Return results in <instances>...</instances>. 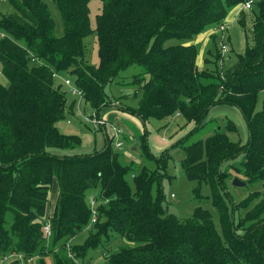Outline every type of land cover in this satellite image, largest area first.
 <instances>
[{"label": "trees", "instance_id": "trees-1", "mask_svg": "<svg viewBox=\"0 0 264 264\" xmlns=\"http://www.w3.org/2000/svg\"><path fill=\"white\" fill-rule=\"evenodd\" d=\"M52 1L63 24L59 38L42 0L1 1L13 12L0 16V72L6 80L0 82V260L14 254L9 264L32 259L48 264L46 257L52 254L53 264H74L73 254L85 260L103 241L119 235L131 245L105 256L100 264H264V193L251 208L253 194L235 203L222 170L240 156L242 169H234L247 179L245 184L264 179V101L255 109L258 95L264 93V0H258L255 10L239 7L252 16L249 31L246 16L240 12L236 18L250 40L222 75L220 54L206 59V67L198 70L194 44L165 43L193 41L225 25L232 6L251 0H100L94 29L88 9L92 0ZM93 33L96 67L84 62V40ZM133 66L140 70L129 83L135 95L121 98H133L137 104H116L104 89ZM62 72L69 74L82 93L80 100L97 116L116 107L141 124L140 159L151 162L150 167L123 162L108 134L103 148L80 152V138L58 130L56 124L74 114L79 100L67 103L66 90L54 79ZM222 105L241 113L246 142L232 143L220 129L214 130L185 147L181 163L187 180L197 183L195 194L201 184L209 185L218 231L211 213L201 207L185 220L167 212V163L170 151L185 137L156 155L146 124L167 123L178 115L184 126L193 122L197 132L210 111ZM226 127L236 131L232 122ZM54 182L58 193L46 216ZM90 191L96 203L88 199ZM237 209H246L242 218ZM83 231L88 232L83 244L72 246L70 241Z\"/></svg>", "mask_w": 264, "mask_h": 264}, {"label": "rangeland", "instance_id": "rangeland-1", "mask_svg": "<svg viewBox=\"0 0 264 264\" xmlns=\"http://www.w3.org/2000/svg\"><path fill=\"white\" fill-rule=\"evenodd\" d=\"M49 11L51 18L54 21V29L53 34L55 37L59 38L63 36V24L59 14L58 9L56 8L55 3L52 0H42ZM253 4H251L252 8L256 9V3L258 0H251ZM240 6L235 5L232 6L226 15L225 18V26L224 31H222L219 27H212L209 30L202 32L201 34L194 37L193 41H186L182 42L180 40H169L165 43L166 46L171 45H180V44H194L198 50V56L196 59V66L198 70H203L206 65V59H214L217 54L221 55V59L219 60V70L220 74L222 75L224 70L230 66L231 62H234L238 54H243L245 49V41L248 39L250 40V21L252 16L249 12L240 11ZM102 2L100 0H92L89 3V19L91 28H95V17L97 14L101 12ZM11 8L5 2L0 1V16L4 14L11 13ZM242 13L246 16V29L248 31L243 30L240 26L236 23V18L239 16V13ZM223 33V34H222ZM1 34V33H0ZM203 36V37H202ZM216 36V37H215ZM202 37L201 42H197L196 40ZM213 37V38H212ZM215 39V40H213ZM195 41V43H193ZM19 44L22 45L23 41H19ZM84 45L86 48V54L84 58V62L89 66L96 67L99 64L98 58V45H97V38L96 34L93 33L85 38ZM226 45V50L223 52L221 46ZM218 51H221L220 53ZM216 54V55H215ZM212 67V66H209ZM1 70V65H0ZM140 70L137 67H130L127 68L119 74V76L105 87L104 91L107 96L116 104L120 105H127L130 107H135L137 102L133 98L124 100L121 97H134V90L130 87L129 83L133 76L139 73ZM69 74L62 72L60 74L57 73V77L54 78L56 84L62 83V89L65 90L66 85H64V79H69ZM71 80V79H69ZM0 82L5 83L6 80L3 78L0 72ZM133 90V91H132ZM67 99H71L72 96L69 93V89L67 88ZM75 99H79L80 97L74 96ZM264 101V93H261L257 97L256 102V110H260ZM68 103V101H67ZM80 111L83 113L81 114H90L92 109L81 101L79 103ZM110 114V115H109ZM109 115V117H108ZM118 117L119 125L117 127L118 130L121 131V142H122V149H117L113 143V151H117L120 153L121 160L126 163H133L134 165L138 166L139 168L147 165L148 167L151 166V162H147L144 160L145 158L142 157L140 159V155L142 154L141 142L139 140V136L143 133V128L141 124L131 115L127 114L126 112H120L116 107H111L107 110V112L103 113L104 118L106 117L109 119L113 116ZM102 116V117H103ZM69 119L71 121L70 125H67L65 121ZM66 120H62L59 123V131L66 135H75L74 132L77 129L81 132L80 136L77 137H88L90 143H85V145H81L79 148L80 152H90L94 149L99 150L103 148L105 144V136L102 131H94L92 128L90 129L89 126L83 127L79 123V121L73 116L71 118L67 117ZM208 120H206L205 125L202 129L195 132L193 122L184 126V120L182 117H178L175 115L170 121L167 123L164 121H151L147 123V128L149 131L148 142L153 154L159 155L163 150H165L169 145L179 140L182 137H185L183 142L173 148L170 151V160L167 163V174L168 178L163 182V193H164V201L163 205L167 208V212L174 215L179 220H185L189 218L196 207H201L209 211L212 215L213 222L215 227L218 231L219 228V220L218 215L215 212L212 200H211V193L210 187L208 184H201L200 188L198 189L197 193L195 194L194 190L197 186V183L194 181H189L185 177L184 171L182 169V161L185 159V150L184 148L191 145L192 143L198 140H205L207 137L214 134V130H219L225 133L228 136V139L232 143L244 144L246 142L248 133L245 126L244 119L239 112V110L235 107L222 105L214 107L209 115ZM117 120V121H118ZM111 121V120H109ZM114 122V123H117ZM232 122L235 127V132H229L227 130V123ZM166 123V124H164ZM85 126V125H84ZM193 129V130H192ZM108 136L111 133L110 129L106 130ZM85 135V136H84ZM81 141V139H80ZM242 157H237L233 160L230 164L225 165L222 167V170L226 172V180L224 181V185L226 186L227 191L229 192L232 200L235 203H239L240 201L247 198L249 195H254L255 200L252 202L250 208L255 204L258 203L262 195L264 193V179L262 181L251 182L245 184L243 187H236L232 185V181L234 178H237L239 181L246 183L247 179L239 174L235 169L241 170L242 169ZM235 168V169H234ZM55 183V182H54ZM50 193H49V201L46 205V216H49L51 213V207L54 203L52 198L54 197L55 193H58V188L56 183L53 184ZM98 191V189L96 190ZM199 194L200 196L197 197L196 195ZM94 191L89 192L90 202L94 201L95 198ZM93 198V199H92ZM96 203V202H95ZM95 205V204H94ZM249 208V209H250ZM248 210V209H247ZM246 212V209H237L238 217L242 218ZM90 228V227H89ZM91 230L88 229L89 232ZM83 231L78 234L75 238H73L70 243L72 246L74 245H82L85 239L88 237V232ZM97 250L91 251L89 257L85 260L79 258H71L74 264H100L104 262V258L107 255L115 253L120 247H126L131 244L127 243L125 239L121 236L113 235L111 238H108L107 241H103ZM53 255H48L46 257V262L48 264H53L54 258ZM4 264H9V262H5ZM24 264H38L36 259H32L28 262H24Z\"/></svg>", "mask_w": 264, "mask_h": 264}, {"label": "built area", "instance_id": "built-area-1", "mask_svg": "<svg viewBox=\"0 0 264 264\" xmlns=\"http://www.w3.org/2000/svg\"><path fill=\"white\" fill-rule=\"evenodd\" d=\"M0 1H4V0H0ZM251 7V1H246L245 3H243L240 6L241 10H247L250 9ZM224 27L225 26H221L220 29L222 31H224ZM0 36H3L2 34H0ZM226 45H222L221 48L223 49L222 51L225 52L226 50ZM64 84L68 87L69 89V93L73 96H78L80 97L79 99H81L82 93L81 91H79L72 83L71 80L69 79H65L64 80ZM84 122L86 124H88L93 130L95 131H100L101 129H110L111 133L109 135V137L111 138L112 141H114V145L117 149H122V142L120 139V130L117 129V127L112 124L111 122H109L108 120H106L104 117H99L95 114L94 111H92L90 114H87L85 116H82ZM96 222V210L92 209V217H91V224H94ZM43 232L45 234L46 237H48L50 235V228L48 225H45L43 227ZM69 246H67L68 248ZM13 259H15V255L14 254H10L7 256H4L3 258H1L0 260V264H4L5 262H11L13 261Z\"/></svg>", "mask_w": 264, "mask_h": 264}, {"label": "crops", "instance_id": "crops-1", "mask_svg": "<svg viewBox=\"0 0 264 264\" xmlns=\"http://www.w3.org/2000/svg\"><path fill=\"white\" fill-rule=\"evenodd\" d=\"M203 37V36H202ZM202 37L201 38H199L198 37V39L196 40L197 42H201L202 41ZM193 43H195V41L193 42ZM198 57H200V55L198 56ZM65 90H67V88H65ZM75 100V98L72 96V98L70 99H68V102L70 103V102H72V101H74ZM82 100H78V104H76V106L73 108V111H74V114L73 115H71V116H69V118H71V117H75L78 121H79V123L81 124V125H83V127H86V126H89L88 124H86L85 122H84V120H83V118H82V116H85V115H87V114H81V113H83L82 111H80V106H79V103L81 102ZM110 115V114H109ZM109 115H108V117H109ZM104 117V116H103ZM105 119L106 120H111L110 122L112 123V124H114L116 127H118V125H119V120H118V117H116L115 115L113 116V117H110L109 119H107L106 117H105ZM118 120V121H117ZM117 121V123H114V122H116ZM61 122V121H60ZM60 122H58L57 124H56V127L59 129V123ZM65 123L67 124V125H70L71 124V121L69 120V119H67L66 121H65ZM85 125V126H84ZM89 128L91 129V127L89 126ZM95 131V130H94ZM101 131H102V133L104 134V136H105V134H108L107 133V131L105 130V129H101ZM64 134V133H63ZM73 134H75V135H77V136H80V134H81V132L77 129V131L76 132H74ZM66 135V134H65ZM85 136V135H84ZM80 139H81V145H85V143H90V140H89V138L88 137H79ZM80 148V147H79ZM95 150V149H94ZM56 197H57V194L55 193V195H54V197L52 198V201H55V199H56ZM54 204V203H53ZM52 211H53V205H52V207H51V212L50 213H52Z\"/></svg>", "mask_w": 264, "mask_h": 264}, {"label": "water", "instance_id": "water-1", "mask_svg": "<svg viewBox=\"0 0 264 264\" xmlns=\"http://www.w3.org/2000/svg\"><path fill=\"white\" fill-rule=\"evenodd\" d=\"M232 185L236 187H243L245 186V183L239 181L237 178H234L232 181Z\"/></svg>", "mask_w": 264, "mask_h": 264}]
</instances>
